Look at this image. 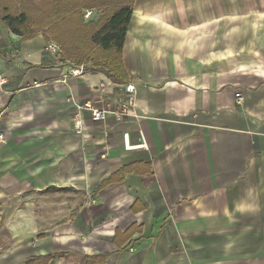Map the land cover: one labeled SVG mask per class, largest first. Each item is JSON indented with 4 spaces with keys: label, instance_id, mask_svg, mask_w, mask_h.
I'll list each match as a JSON object with an SVG mask.
<instances>
[{
    "label": "crops",
    "instance_id": "crops-1",
    "mask_svg": "<svg viewBox=\"0 0 264 264\" xmlns=\"http://www.w3.org/2000/svg\"><path fill=\"white\" fill-rule=\"evenodd\" d=\"M50 43L0 21V264H264V0H135L122 122Z\"/></svg>",
    "mask_w": 264,
    "mask_h": 264
},
{
    "label": "trees",
    "instance_id": "trees-1",
    "mask_svg": "<svg viewBox=\"0 0 264 264\" xmlns=\"http://www.w3.org/2000/svg\"><path fill=\"white\" fill-rule=\"evenodd\" d=\"M134 3L135 0H0V21L22 40L43 34L47 42L60 47L65 61L78 67L89 65L93 71L122 84L128 79L123 47ZM85 12H92L91 20H85ZM94 12L100 16L96 18Z\"/></svg>",
    "mask_w": 264,
    "mask_h": 264
},
{
    "label": "built area",
    "instance_id": "built-area-1",
    "mask_svg": "<svg viewBox=\"0 0 264 264\" xmlns=\"http://www.w3.org/2000/svg\"><path fill=\"white\" fill-rule=\"evenodd\" d=\"M92 12H87L85 18L89 19ZM49 54L59 55L61 52L57 44L50 43L46 47ZM84 66L70 71L69 75L62 79L63 83L68 81V78L76 77L84 73ZM102 91L106 89V85L101 84ZM113 104L107 102L105 98H100L96 101H85L78 103L75 106V113H73L74 124L77 129H80V115L82 112H88L91 120L96 123H105L109 116H113L118 122L128 120L130 118L138 117L136 113L137 88L134 81L130 80L124 84H117L113 87ZM5 136L0 134V142H4ZM126 145L128 147V138H126Z\"/></svg>",
    "mask_w": 264,
    "mask_h": 264
},
{
    "label": "rangeland",
    "instance_id": "rangeland-1",
    "mask_svg": "<svg viewBox=\"0 0 264 264\" xmlns=\"http://www.w3.org/2000/svg\"><path fill=\"white\" fill-rule=\"evenodd\" d=\"M87 12H85V14H86ZM94 13H96V12H94ZM85 14H84V17H85ZM97 14V13H96ZM100 16V14H97L96 15V18H98ZM93 17V16H92ZM92 18H90V19H85V20H87V21H89V20H91ZM52 42V41H51Z\"/></svg>",
    "mask_w": 264,
    "mask_h": 264
}]
</instances>
